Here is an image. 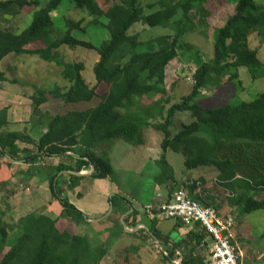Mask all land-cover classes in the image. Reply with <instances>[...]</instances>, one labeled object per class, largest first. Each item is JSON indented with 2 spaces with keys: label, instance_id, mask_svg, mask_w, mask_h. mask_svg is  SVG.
<instances>
[{
  "label": "trees",
  "instance_id": "1",
  "mask_svg": "<svg viewBox=\"0 0 264 264\" xmlns=\"http://www.w3.org/2000/svg\"><path fill=\"white\" fill-rule=\"evenodd\" d=\"M204 1L159 0L160 8L146 15L140 0H120L108 9H104L97 0H73L78 9L88 11L93 23H101V18L107 20L104 25L110 32V38L97 46L73 35L76 29L85 30L81 26L83 20L67 19L65 34L54 37L52 12L58 10L63 0H48L44 7H40L39 0H0V22L19 15L24 7H36L32 23L22 32L8 26L0 27V63L11 53L35 55L61 66L64 78L70 83L68 89H43L33 96L34 123L47 125V131L37 140L23 132H0V191L14 177L11 171L14 160L30 162L74 152L75 165L58 164L49 185L53 197L59 199L71 221L91 226L85 214L64 196V190L59 186V174L64 171L73 186L78 185L82 176L70 170L82 172L94 166L93 178L110 177L112 162L106 154H98V148L104 146L107 149L114 138L142 146L146 143V131L153 128L163 133L162 153L155 160L160 170L156 182L162 188L170 186L173 190L174 186L181 185L168 158V151L172 149L193 155L186 160L188 170L216 165L221 170L220 180L234 194L235 204L241 207L242 212L249 214L264 209V174L237 176L238 161L230 157L220 160L215 156L228 148L240 158H250L264 148V93L253 101L217 108L205 107L196 101L202 90L237 79L242 67L254 79L260 77L264 62L259 49L253 48L252 43L256 39L264 44V6L257 0H237L234 11L219 29L214 56L197 67L192 91L180 100L172 101L166 86L167 66L179 55L181 41L195 24L193 11H199ZM139 21L152 27H170L175 34L160 36L156 40L157 47L138 51L143 42L138 34H131L130 29ZM63 45L71 48L80 46L98 53L99 60L93 68L94 84L88 83L83 75L84 62L65 60L60 52ZM3 80L5 75L0 72V81ZM50 95L66 104L94 99L99 102L89 109L54 115L41 109ZM181 112H190L193 120L183 123L181 129L174 132V118ZM6 113L7 110L0 112V127L6 123ZM23 141H33L34 148L22 150L19 143ZM2 157H7L6 161L3 162ZM200 181H205V178H200ZM198 183L199 180L190 181L182 187L193 196ZM256 193L263 197L257 198ZM112 201L114 208H119V202H129L120 195L114 196ZM154 206L152 204L151 207ZM109 218L113 230L105 240L99 235L72 234L62 230L57 219L44 213L23 215L14 226L0 217V264H101L108 253V240L124 234L120 216L113 217L112 213ZM200 227V232L192 233L198 243L211 237L201 224ZM11 229L18 231L13 243L9 239ZM150 231L158 239H170L157 228L151 227ZM192 262L194 259H183V264Z\"/></svg>",
  "mask_w": 264,
  "mask_h": 264
},
{
  "label": "rangeland",
  "instance_id": "2",
  "mask_svg": "<svg viewBox=\"0 0 264 264\" xmlns=\"http://www.w3.org/2000/svg\"><path fill=\"white\" fill-rule=\"evenodd\" d=\"M41 2L40 7H44L48 0H39ZM98 3L104 8L108 9L113 3L119 2L120 0H97ZM237 0H205L202 3V8L197 11H193V19L195 24H192L193 30L185 34L184 39L181 41L182 46L179 48V55L171 61L166 69V86L168 92L172 98V101H178L183 96L189 94L192 91L194 84V74L197 67L203 61H208L214 56L215 41L219 32V29L223 27L229 18L230 14L234 11V4ZM141 5L144 9V14L148 15L160 8L159 0H140ZM257 3L264 6V0H257ZM36 7L27 6L24 7L21 16V26L19 29H14L16 32H21L26 29L33 21ZM55 18V32L54 37L59 38L67 31V19L75 21L83 20L82 27L84 31L76 29L73 31V35L92 42L93 44L100 46L104 41L110 38V32L104 25L107 23L105 18H101V23H93V18L89 16L88 11L78 9L75 6L73 0H63V3L58 10L52 12ZM18 16V15H17ZM16 17V16H15ZM20 18V17H19ZM7 21V22H6ZM11 27L12 18L0 22V27ZM131 34H138L140 40L143 42L139 46L138 51L148 50L153 47H157V38L165 34H175L170 27L163 26H149L144 21H139L134 24L130 29ZM253 48L259 49L260 57L264 62V44H260V41L254 39L252 43ZM60 52L63 54L67 62H84L85 70L83 75L88 83L94 84L96 82L94 74V65L99 60V55L95 50L87 49L84 47L71 48L63 45L60 48ZM30 65L33 69L34 75L42 76L41 81L34 82V94L38 95L40 90L43 89H55L57 87L68 89L70 83L64 78L61 66L55 63H50L42 58L29 55ZM0 70L4 69V63H0ZM260 77L254 79L247 71L245 67L240 68L239 77L232 81L222 83L221 86H214L211 89L207 88L202 90L196 101L205 107L217 108L226 105L239 104L243 101H253L261 93H264V70H262ZM40 78V79H41ZM99 102L98 99H94L91 102L71 103L66 104L63 101L56 99L53 95H50V99L45 102L41 109L44 113L48 112L51 114H65L72 110H85L94 107ZM193 120L190 112L178 113L174 118V124L172 131L176 132L181 129L183 123L187 124ZM148 145L150 151L155 153H162L161 142L162 135L153 128H149L148 131ZM102 146L98 148L100 155H107L112 164L113 172L112 178L120 184L123 191H127L134 197L140 195L144 188L143 179L146 175H151L152 171L156 169V166L149 159L147 153L144 150V146H135L124 139L114 138L111 145L107 149ZM230 149L226 148L215 154L220 160H225L230 157L233 161L239 162V170L237 176H250L255 173L264 174V148L262 147L257 155L254 154L250 158H240L236 153L229 152ZM193 155L185 154L183 152H175L172 149L168 151V158L174 165L176 174L180 177L184 171H188L186 166V160L192 158ZM72 157H68L71 159ZM194 172L207 173L209 181L213 184L221 186L220 188L224 191L225 196L230 198L232 193L227 189L225 183L220 180L221 170L216 165L200 166L197 169H193ZM91 169H85L82 173H89ZM67 185H69V178L64 179ZM214 181V182H213ZM41 195L51 196L52 192L49 185V176L46 180L41 181ZM181 188V185L178 186ZM177 188V189H178ZM29 192V191H27ZM28 194V193H27ZM261 193H256L257 198L263 196ZM29 196V195H28ZM25 197V195H24ZM232 198V197H231ZM135 204L138 206L137 202ZM5 205V204H4ZM3 206L0 210V217L5 218L8 222L14 226L17 220L29 212V209L18 208L15 214L10 212L8 215L2 216ZM5 210V208H4ZM11 211V210H10ZM113 217L119 216L118 206L112 210ZM65 217V213L63 214ZM236 218L237 229L241 234L240 237L244 241V237H259L260 244L264 245V209L255 210L249 214L242 212L233 214ZM68 218V217H67ZM61 219L59 221V227L62 230H67L72 234H84L90 233L93 236H98L97 232L90 225H78L68 219ZM112 221L108 218L105 222V226L108 227L109 222ZM121 225L124 223L122 221ZM18 231L11 229L10 231V243H13L18 237ZM133 244H140L138 240ZM150 252L161 254L156 252V246L152 241H149ZM118 251V250H117ZM152 253L150 255L143 256L150 262L153 261ZM133 251H127L126 249L120 253L113 255V261L110 257L105 258L101 264H142V258H137ZM132 260V261H131Z\"/></svg>",
  "mask_w": 264,
  "mask_h": 264
},
{
  "label": "crops",
  "instance_id": "3",
  "mask_svg": "<svg viewBox=\"0 0 264 264\" xmlns=\"http://www.w3.org/2000/svg\"><path fill=\"white\" fill-rule=\"evenodd\" d=\"M19 15L12 18L13 29H19L21 26L22 18ZM28 56L11 53L2 61L4 69H1L0 72L5 75V80L0 81V112L7 110V113L6 123L0 127V132H23L35 141L47 131V125L46 123H34L36 119H34L33 96L35 95L34 88H38L34 82L41 81L42 76L33 74ZM148 136L147 133L146 143L142 146H144L145 152L156 166V169L152 171L150 176L146 175L147 177L143 179L144 188L137 197L127 191H123L120 184L112 176L93 178L90 174L91 171L89 173L81 172L79 176L82 177L77 186H73L70 181H68L69 185L65 183L64 179L66 177L69 178V176L64 175L65 172L63 171L59 174V186L64 190V196H67L85 214L87 220L91 223V228L105 240L110 237L109 235H111L113 230L111 221L108 227L104 225L113 213L111 211L112 206L114 209L112 198L120 195L129 200V202L126 201L127 203H118L120 220L124 223L125 229L121 237L108 240L109 249L106 258L110 257L111 261L114 260L112 258L114 254L126 249L127 251H133L137 258H142V264H183L184 258L186 260L194 259V262L189 264H210L213 239L207 237L202 243H198L197 238L192 234L201 231L200 224L188 226L178 219H166L154 215L151 212L152 210L149 209L152 204L158 205L172 198L180 185L174 186L172 190L170 186L164 189L156 182V177L160 170L155 160L160 157L161 153H155L147 148L149 147L147 146ZM32 142H20L19 147L22 150H31L34 148V143ZM97 153L99 154L98 150ZM68 154L63 157L47 156L30 162L14 160L11 166L14 177L0 191V210L2 206L5 208V210L3 208L4 213L1 212V215L11 216V214H8L10 212L15 214L18 208H30L28 213L39 212L48 214L57 219L58 223L61 219L65 220L67 217L63 215L64 210L59 199L53 197V195L49 197L41 195L40 192L41 181L46 180L48 176L50 181L51 176L56 172L55 168L58 164L75 165L74 158L68 159V157H76V154L74 152H69ZM24 155L25 151L21 153L22 157ZM6 158L2 157L1 160L4 162ZM208 175L204 172L200 174L199 172H194V170H188L184 171L181 177L177 175V178L179 183H181V187L184 186V183L190 181L192 183L195 180H199L198 188L193 197L201 203L217 207L223 215L241 214L242 209L235 204L234 194H231L232 198H227L224 191L220 188L221 186L209 181ZM202 177L205 178V181H200ZM22 185L25 188L28 187L29 190L21 187ZM135 202H137L138 206ZM127 206H129L128 209ZM3 219L8 222L5 218ZM151 227L157 228L162 235L169 236L170 239H158L150 231ZM91 235L93 236V234ZM240 237L243 236L238 231L241 263L264 264V245L260 244V238L244 237L243 241ZM136 240L140 244H133L137 242ZM149 241H152L156 246V252L158 251L161 254L150 252ZM179 243H181L180 246L176 247L175 245ZM150 253L153 256L152 262L143 257L150 255Z\"/></svg>",
  "mask_w": 264,
  "mask_h": 264
},
{
  "label": "built area",
  "instance_id": "4",
  "mask_svg": "<svg viewBox=\"0 0 264 264\" xmlns=\"http://www.w3.org/2000/svg\"><path fill=\"white\" fill-rule=\"evenodd\" d=\"M21 187L25 188L24 185ZM25 189L29 190L28 187ZM149 209L154 215L180 219L188 226L200 223L213 239L210 264H242L237 222L233 214L223 215L217 207L201 203L185 187L178 188L170 200L149 206Z\"/></svg>",
  "mask_w": 264,
  "mask_h": 264
},
{
  "label": "water",
  "instance_id": "5",
  "mask_svg": "<svg viewBox=\"0 0 264 264\" xmlns=\"http://www.w3.org/2000/svg\"><path fill=\"white\" fill-rule=\"evenodd\" d=\"M0 146H1V145H0ZM94 169H95V167L92 166V167H91V172H90V174L93 173ZM69 172L74 173V174H77V175H81V172H77V171H74V170H70ZM112 209H113V206H112V208H111V211H112Z\"/></svg>",
  "mask_w": 264,
  "mask_h": 264
}]
</instances>
